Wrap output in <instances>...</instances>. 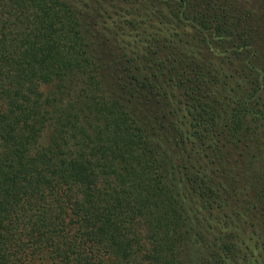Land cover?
I'll return each mask as SVG.
<instances>
[{"label": "trees", "instance_id": "obj_1", "mask_svg": "<svg viewBox=\"0 0 264 264\" xmlns=\"http://www.w3.org/2000/svg\"><path fill=\"white\" fill-rule=\"evenodd\" d=\"M0 264H264V0H0Z\"/></svg>", "mask_w": 264, "mask_h": 264}, {"label": "rangeland", "instance_id": "obj_2", "mask_svg": "<svg viewBox=\"0 0 264 264\" xmlns=\"http://www.w3.org/2000/svg\"><path fill=\"white\" fill-rule=\"evenodd\" d=\"M45 88H46V86L42 85V89H45Z\"/></svg>", "mask_w": 264, "mask_h": 264}]
</instances>
